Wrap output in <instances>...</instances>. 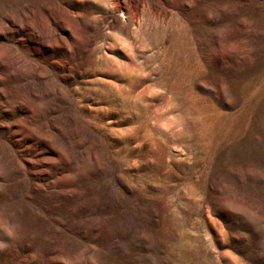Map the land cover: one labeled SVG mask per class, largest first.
Masks as SVG:
<instances>
[{"label":"rangeland","instance_id":"obj_1","mask_svg":"<svg viewBox=\"0 0 264 264\" xmlns=\"http://www.w3.org/2000/svg\"><path fill=\"white\" fill-rule=\"evenodd\" d=\"M0 264H264V0H0Z\"/></svg>","mask_w":264,"mask_h":264},{"label":"bare ground","instance_id":"obj_2","mask_svg":"<svg viewBox=\"0 0 264 264\" xmlns=\"http://www.w3.org/2000/svg\"><path fill=\"white\" fill-rule=\"evenodd\" d=\"M119 10H121V8L119 7Z\"/></svg>","mask_w":264,"mask_h":264}]
</instances>
